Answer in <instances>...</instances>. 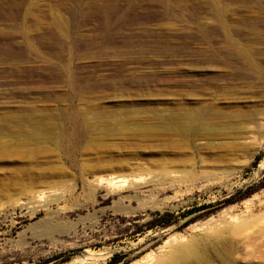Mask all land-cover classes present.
I'll list each match as a JSON object with an SVG mask.
<instances>
[{
	"label": "rangeland",
	"instance_id": "1",
	"mask_svg": "<svg viewBox=\"0 0 264 264\" xmlns=\"http://www.w3.org/2000/svg\"><path fill=\"white\" fill-rule=\"evenodd\" d=\"M228 38L264 54V0H0V264H264V79Z\"/></svg>",
	"mask_w": 264,
	"mask_h": 264
},
{
	"label": "bare ground",
	"instance_id": "2",
	"mask_svg": "<svg viewBox=\"0 0 264 264\" xmlns=\"http://www.w3.org/2000/svg\"><path fill=\"white\" fill-rule=\"evenodd\" d=\"M53 12H55V11H53ZM60 12V11H59ZM56 13V12H55ZM54 14V13H53ZM219 14H220V12H219ZM214 15V14H213ZM217 15V14H216ZM214 16V18L216 19V17L217 16ZM55 16V15H54ZM218 16H221V15H218ZM57 17V16H56ZM63 17V16H62ZM57 18H59V17H57ZM218 19H219V17H217ZM63 19H64V17H63ZM57 19H55V21H56ZM59 20V19H58ZM60 20H62V19H60ZM65 20V19H64ZM222 20V19H221ZM224 21V20H223ZM66 22V21H65ZM219 22V21H218ZM221 22V21H220ZM225 22V21H224ZM53 23H55V22H53ZM63 23V21L60 23V24H62ZM221 24V23H220ZM224 24V23H223ZM222 24V25H223ZM67 25V24H66ZM224 25H227V24H224ZM64 26V25H63ZM62 26V27H63ZM62 27H59L60 28V30H61V28ZM65 27V26H64ZM226 28V27H225ZM65 29V28H64ZM66 30V29H65ZM68 30V29H67ZM226 30H228V29H226ZM65 32H67V31H65ZM229 39V38H228ZM228 43L229 44H231V46L232 47H236V50L235 51H233L231 54L234 56V55H236V59L237 60H239V61H242V64L247 68V70L250 72H248L249 74H251V75H249L250 77L252 76V78H254V79H258V80H261V79H264V63L262 62V61H260V59H259V57L261 56V55H263L264 56V54L262 53L261 54V52L259 53V52H257V51H255V50H253V49H251L250 47H248V43H246V42H240V41H238V40H236V39H232V38H230L229 40H228ZM239 45H241V47H238ZM228 55V56H222V57H220V59L222 60V62H220V63H222V64H224V65H228L229 63H228V61H230L229 59H230V57H232V55ZM212 57H215V55H213ZM234 58H235V56H234ZM234 58H233V60H234ZM219 59V60H220ZM217 60H218V58H217ZM232 61V60H231ZM238 61V62H239ZM231 63V62H230ZM238 64V63H237ZM229 67V66H228ZM244 76V75H243ZM248 76V77H249ZM256 79V80H257ZM242 80V79H241ZM204 110H202L201 109V112H197L195 115H196V119H195V117L193 116L192 118H194L195 120L194 121H192V123L193 124H189V126H186V123H185V125H178L177 123L178 122H176V123H174L173 121H171V123H170V125L172 126V127H175L176 129H178L179 131H181L182 133L183 132H185L186 131V133H188V132H190V134H199V135H202V134H205V132L208 130L209 131V129H207V128H205V126H206V123L208 122L207 121V117H209V115H208V113L205 111V112H203ZM225 114V113H224ZM226 115V114H225ZM216 116V115H215ZM238 116H240V117H238ZM236 115V119H237V117L238 118H240V120L242 121V122H244L243 123V125L245 124V131H244V133L242 132V134H246V136H244L243 135V137H242V139H247V141H248V139H250V134L251 133H253L254 131H260V132H264V131H262L263 129H264V109L263 110H259V111H257V112H251V111H249V112H246V113H243V114H240V115ZM191 118V119H192ZM218 118H219V116H218ZM190 119V120H191ZM211 119V118H210ZM216 120V119H215ZM222 121H223V119H221ZM225 120V119H224ZM237 120H239V119H237ZM232 121H234V117H233V120ZM196 122V123H195ZM213 122V121H212ZM217 122H218V120H217ZM224 122H227V120L226 121H224ZM189 123V122H188ZM215 123H216V121H215ZM219 123H221V122H219ZM218 124V123H217ZM224 124V123H223ZM152 126V125H151ZM215 126V125H214ZM208 127V126H207ZM213 127V126H212ZM218 127V126H217ZM220 127V126H219ZM154 128V127H153ZM216 127H213V129H215ZM221 128V127H220ZM243 128V129H244ZM7 127L6 126H4V127H1V132H5V131H7ZM212 131V130H211ZM259 132V133H260ZM255 134V132L253 133V134H251L252 136ZM17 135V134H16ZM187 135V134H186ZM211 135V134H210ZM212 136H214V135H212ZM252 136H251V138H252ZM263 136V135H262ZM244 143L246 142L245 140L243 141ZM242 142V143H243ZM6 146V143L5 142H3V141H0V148L2 149L3 147H5ZM252 146H254V145H252ZM258 146V145H257ZM257 146H255V147H257ZM251 147V146H250ZM249 147V148H250ZM252 148V147H251ZM257 149V148H256ZM250 151H252L251 149H250ZM249 151V152H250ZM254 151V150H253ZM253 151H252V153H253ZM255 152H256V150H255ZM251 153V152H250ZM255 154V153H254ZM251 155V154H250ZM178 173V172H177ZM176 173V174H177ZM178 175V177H179V174H177ZM176 175V176H177ZM175 176V175H174ZM112 178L109 180V183L110 184H113V185H122L123 183H125V182H127V180H126V178H124L123 176H116V177H114L113 178V176H111ZM41 201V196H37V198H36V202H40ZM246 225V223L245 222H242V227L243 226H245ZM239 229L240 228H236L235 229V232L236 231H239ZM228 249H231V246H230V244H225V250H228ZM229 251V250H228ZM96 253V252H95ZM103 253V252H102ZM94 254V253H93ZM106 254V253H105ZM100 255V254H99ZM101 255H104V254H101ZM110 255V254H109ZM92 257V256H91ZM103 257V256H102ZM86 259V258H85ZM87 259H89V258H87ZM99 259V258H98ZM190 260L189 259H185V264H190V262H189ZM84 262V261H83ZM89 263V262H88ZM90 264V263H89ZM93 264V263H92ZM199 264H205V260L204 259H202V260H200V263Z\"/></svg>",
	"mask_w": 264,
	"mask_h": 264
},
{
	"label": "trees",
	"instance_id": "3",
	"mask_svg": "<svg viewBox=\"0 0 264 264\" xmlns=\"http://www.w3.org/2000/svg\"><path fill=\"white\" fill-rule=\"evenodd\" d=\"M167 217H171V215L170 214H165L162 218L163 219H167ZM162 223H164V225H169L170 224V221L169 220H163ZM118 258L119 257L114 256L113 259H112V262L116 263V261L118 260Z\"/></svg>",
	"mask_w": 264,
	"mask_h": 264
},
{
	"label": "water",
	"instance_id": "4",
	"mask_svg": "<svg viewBox=\"0 0 264 264\" xmlns=\"http://www.w3.org/2000/svg\"><path fill=\"white\" fill-rule=\"evenodd\" d=\"M192 216V215H191Z\"/></svg>",
	"mask_w": 264,
	"mask_h": 264
}]
</instances>
